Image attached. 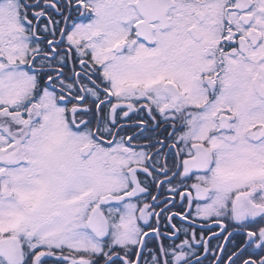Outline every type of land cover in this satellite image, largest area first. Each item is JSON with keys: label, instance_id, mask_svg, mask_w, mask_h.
Masks as SVG:
<instances>
[{"label": "snow or ice", "instance_id": "1", "mask_svg": "<svg viewBox=\"0 0 264 264\" xmlns=\"http://www.w3.org/2000/svg\"><path fill=\"white\" fill-rule=\"evenodd\" d=\"M0 264H264V0H0Z\"/></svg>", "mask_w": 264, "mask_h": 264}]
</instances>
